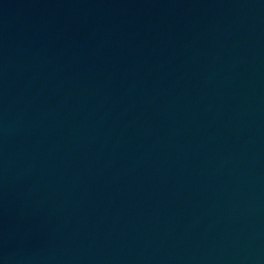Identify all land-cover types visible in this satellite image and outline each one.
I'll list each match as a JSON object with an SVG mask.
<instances>
[{
  "label": "water",
  "instance_id": "obj_1",
  "mask_svg": "<svg viewBox=\"0 0 264 264\" xmlns=\"http://www.w3.org/2000/svg\"><path fill=\"white\" fill-rule=\"evenodd\" d=\"M0 264H264V0H0Z\"/></svg>",
  "mask_w": 264,
  "mask_h": 264
}]
</instances>
